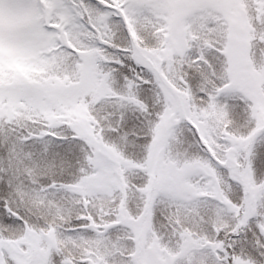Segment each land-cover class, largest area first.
<instances>
[{
  "label": "snow or ice",
  "instance_id": "6c2138e0",
  "mask_svg": "<svg viewBox=\"0 0 264 264\" xmlns=\"http://www.w3.org/2000/svg\"><path fill=\"white\" fill-rule=\"evenodd\" d=\"M0 264H264V0H0Z\"/></svg>",
  "mask_w": 264,
  "mask_h": 264
}]
</instances>
